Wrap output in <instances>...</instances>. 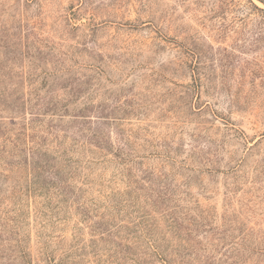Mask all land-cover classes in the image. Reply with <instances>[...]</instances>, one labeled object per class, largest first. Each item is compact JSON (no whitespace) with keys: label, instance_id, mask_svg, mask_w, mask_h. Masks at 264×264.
<instances>
[{"label":"rangeland","instance_id":"rangeland-1","mask_svg":"<svg viewBox=\"0 0 264 264\" xmlns=\"http://www.w3.org/2000/svg\"><path fill=\"white\" fill-rule=\"evenodd\" d=\"M0 92V156L20 132L27 146L54 134L109 235L69 205L49 212L42 178L9 158L0 264H47L48 238L74 264H160L148 239L180 264H264L261 1L0 0Z\"/></svg>","mask_w":264,"mask_h":264},{"label":"trees","instance_id":"trees-1","mask_svg":"<svg viewBox=\"0 0 264 264\" xmlns=\"http://www.w3.org/2000/svg\"><path fill=\"white\" fill-rule=\"evenodd\" d=\"M264 4V0H259ZM1 93V92H0ZM53 105V104H52ZM54 106V105H53ZM3 109H10V111L14 112L17 111L18 114L21 113L22 110L13 109L10 106H4ZM44 128V127H41ZM40 128V129H41ZM46 133L50 135V132H48V129H46ZM7 132V131H6ZM6 132H1L0 135H6ZM53 135L52 140H48L47 137L43 138L42 144H36L27 146L25 142V132H20V134L16 135V139L13 141L8 140L6 138L5 140L7 143L12 145V150L8 153L7 157L0 156V161H4L6 159L12 158L13 160H17V164H21L24 166L25 170L30 174H33V181L34 178L38 176V178H42V187L44 188L45 196L44 199L46 203V208L49 212H53L55 209V205L61 204L62 206H65L69 208L67 205L70 206V209L74 210V214L77 217L78 224H83L86 228H89V236L93 238L94 233H97L100 240H103L108 235L107 230V221H104L103 217H98V220H94V216L90 214L89 205L86 204V201H84V193L86 191H83L81 189V185L83 182H80V178H77L78 183H74L75 180H73V177L70 175V168L72 164H74L71 159L69 158L68 154L64 151V148H61V145L58 141V138ZM105 135L103 133L98 134L96 132H89V134H86L85 143L88 146H96L100 149H107L105 144ZM48 141V142H47ZM98 141H100V144H98ZM47 143V144H46ZM103 143V144H102ZM98 145V146H97ZM78 164L79 162L76 161ZM76 164V165H77ZM34 175H37L34 177ZM71 184L73 187L79 186L78 190L74 192L75 188L71 187ZM73 192V194H71ZM84 192V193H83ZM70 194V195H69ZM54 195V196H53ZM56 200V204L51 205L52 201ZM64 207V208H65ZM175 215V214H174ZM172 219L173 225L175 229H177L178 225V219L175 218ZM87 225V226H86ZM78 226V225H76ZM140 226V225H139ZM180 227V226H179ZM127 234V236L131 235L133 231H136L138 233V237H141V234L143 237H147L151 234L150 230L145 231V228H140L137 226L135 230L132 228H126L124 226L121 227ZM173 227H171L172 229ZM75 230H80L78 228H75ZM82 231V230H81ZM140 231V232H139ZM75 236V237H74ZM77 236L79 235H73V238L76 240ZM152 237V236H151ZM133 239V238H132ZM111 241V240H110ZM167 242V241H166ZM52 242L48 238L42 248V254L44 256V260L47 264H74L70 257V253H72L69 250H62L60 253V256L55 261V253L56 249L52 246ZM144 245L143 248V254H146V251L149 252V257H153L155 261H157L160 264H180L176 260V256L174 254V251L172 250L171 242L167 243H157L153 240L148 239L147 241H143L141 245ZM126 253L123 254V257H126V254L130 250V246L126 245L124 246ZM147 252V253H148ZM134 261V256L137 255L135 253L129 254ZM124 260V258H123ZM136 263V262H135ZM143 264V263H142Z\"/></svg>","mask_w":264,"mask_h":264}]
</instances>
